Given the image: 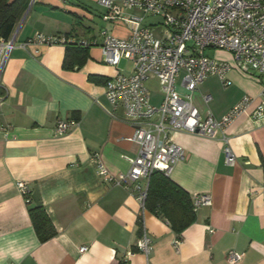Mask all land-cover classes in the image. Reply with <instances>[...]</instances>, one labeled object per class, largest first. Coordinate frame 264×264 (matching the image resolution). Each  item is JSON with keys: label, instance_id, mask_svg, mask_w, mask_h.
<instances>
[{"label": "crops", "instance_id": "crops-1", "mask_svg": "<svg viewBox=\"0 0 264 264\" xmlns=\"http://www.w3.org/2000/svg\"><path fill=\"white\" fill-rule=\"evenodd\" d=\"M124 12L144 17V26L162 34V17L145 16L139 9ZM21 21L0 87V264H230L229 251L242 254L237 264H264L262 81L233 68L230 86L210 77L194 92L200 114L218 119L244 96L253 102L225 132L233 164L227 163L221 132L172 135L185 159L169 178L192 200L207 194L212 201L195 210V222L178 236L165 217L143 211L130 189L104 182L93 161L99 154L117 175L128 171L139 152L128 140L134 129L124 120L122 108L111 116L105 96L106 80L131 74L132 65H108L105 52L96 46L87 50L81 67L67 69L64 45L20 47L38 33L101 43L103 31L127 38L129 27L112 19L98 0H29ZM221 53L227 56L215 59L231 61L229 53ZM149 91L152 103L159 105L163 91L160 96ZM206 95L212 96L209 103ZM59 120L77 125L58 136ZM18 182L28 186L27 197ZM39 206L56 229L46 242L29 213ZM140 217L143 227L138 225ZM144 229L152 240L148 255L137 248ZM83 246L88 250L81 253Z\"/></svg>", "mask_w": 264, "mask_h": 264}, {"label": "built area", "instance_id": "built-area-1", "mask_svg": "<svg viewBox=\"0 0 264 264\" xmlns=\"http://www.w3.org/2000/svg\"><path fill=\"white\" fill-rule=\"evenodd\" d=\"M98 2L109 10L112 19L120 20L129 27L127 38L103 31L101 43L97 40L74 42L65 35L38 33L21 43L20 47L79 43L87 48L101 46L108 65L117 67L122 60L131 62V74L119 73L107 80L105 96L112 107V110H107L111 116L115 117L114 112L122 108L124 120L134 129L128 140L139 146V152L128 171L117 175L110 172L99 154L94 155L93 161L98 176L104 182L130 189L145 211L153 173L159 171L168 176L172 168L185 159L184 149L172 139L174 133L214 136L216 132H221L226 144L224 152L227 163H235L225 132L253 102V98L244 96L225 116L218 119L212 114L202 116L194 106L193 94L210 77H217L224 87L230 86L228 74L233 68L260 79L264 84V0ZM131 9H139L145 16L162 17V34L158 36L150 26H144V17L126 15L124 11ZM16 46L14 36L9 40L0 39V87L7 59ZM207 48L229 53L231 61L206 56ZM150 79L160 82L164 97L159 105L151 101L146 84ZM211 100V95L205 96L207 103ZM76 125L74 120H59L55 133L63 136ZM17 186L27 197L29 189L26 183L18 182ZM193 203L197 210L210 205L212 201L209 195L201 194L194 197ZM213 232L211 229L210 233ZM151 243L144 229L137 244L138 250L148 255ZM179 243L178 240L175 245ZM87 250V246L80 248L81 253ZM227 260L230 264H237L242 260V254L229 251Z\"/></svg>", "mask_w": 264, "mask_h": 264}, {"label": "trees", "instance_id": "trees-1", "mask_svg": "<svg viewBox=\"0 0 264 264\" xmlns=\"http://www.w3.org/2000/svg\"><path fill=\"white\" fill-rule=\"evenodd\" d=\"M28 6L29 0H0V39L9 40L13 36ZM66 48L64 67H81L88 57L89 48L79 43H70ZM145 209L165 217L178 236L196 219L190 194L159 171L153 173L150 179ZM29 213L42 242L56 235V229L42 206L31 208ZM138 225L143 227L142 217L139 218Z\"/></svg>", "mask_w": 264, "mask_h": 264}, {"label": "rangeland", "instance_id": "rangeland-1", "mask_svg": "<svg viewBox=\"0 0 264 264\" xmlns=\"http://www.w3.org/2000/svg\"><path fill=\"white\" fill-rule=\"evenodd\" d=\"M222 50L216 51V49L213 48H207L205 50V55L211 58H224L226 57L223 53H221ZM131 62H128L126 60H122L121 67L128 68L131 67ZM147 87L151 90V94L154 96H160L162 93L160 82L157 79H152L150 81H147Z\"/></svg>", "mask_w": 264, "mask_h": 264}, {"label": "water", "instance_id": "water-1", "mask_svg": "<svg viewBox=\"0 0 264 264\" xmlns=\"http://www.w3.org/2000/svg\"><path fill=\"white\" fill-rule=\"evenodd\" d=\"M21 23H22V21H21ZM21 23H20V25H21ZM17 32H18V29H17V31H16V33H15V35H14V40H15V38H16Z\"/></svg>", "mask_w": 264, "mask_h": 264}]
</instances>
